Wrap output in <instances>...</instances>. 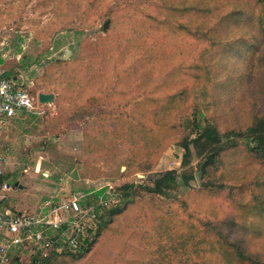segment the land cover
<instances>
[{
	"label": "rangeland",
	"instance_id": "obj_1",
	"mask_svg": "<svg viewBox=\"0 0 264 264\" xmlns=\"http://www.w3.org/2000/svg\"><path fill=\"white\" fill-rule=\"evenodd\" d=\"M192 5L201 9L180 10ZM263 5L264 0H0V76L10 71L37 99L34 112L11 119L0 132V147L10 160L5 174L10 187L0 188L1 205L33 211L60 177L69 188L110 183L119 197L123 191L127 199L130 195L111 221L109 209L104 211L105 224L110 222L89 250L78 256L53 255L41 264H254L235 257L222 236L226 233L252 257L264 259V185L256 183L257 175L264 178V169L242 144L204 172V155L192 144L184 164L180 144L192 111H199L201 128L212 119L222 132L245 129L264 115ZM205 6L212 12H203ZM253 7L258 25L253 48L238 56L225 48L226 39L212 45L204 36L205 27L217 18L244 8L252 13ZM229 24L209 36L223 40V33L251 35L242 22ZM132 25L137 31L129 42ZM115 43L137 52H157L156 61L146 58L138 64L141 73L152 72L146 75L150 83L163 71L182 67L172 84L173 92L184 90L172 108L174 114L184 115L177 128L161 127L168 113L155 111V105L144 111L135 103L129 106L123 93L126 83L113 99H105V83L95 70L104 50ZM250 52L255 54L251 64ZM55 61L61 64L54 66ZM74 74L84 79L73 90ZM40 93L51 97L40 101ZM91 96L98 99L85 102ZM99 110L112 115L102 122L95 115ZM132 119L143 126L131 128ZM172 122L171 116L167 125ZM111 124H118V136L111 133ZM168 170L178 174L177 184L161 193L147 191L145 186ZM184 172L194 175L189 183L182 180ZM129 183L134 187L124 188ZM243 192L239 202L236 198Z\"/></svg>",
	"mask_w": 264,
	"mask_h": 264
},
{
	"label": "trees",
	"instance_id": "obj_2",
	"mask_svg": "<svg viewBox=\"0 0 264 264\" xmlns=\"http://www.w3.org/2000/svg\"><path fill=\"white\" fill-rule=\"evenodd\" d=\"M247 4V3H246ZM245 4V5H246ZM250 7V6H249ZM175 8V9H174ZM173 9L177 10V6H175ZM183 8V9H182ZM180 10L182 11H198L201 9L200 7H197L196 5H192L189 7H182ZM254 10L251 13L250 8H244L243 11L238 12L236 14L234 13H228L226 17L223 18H217L216 21L211 24L209 27H205V34L207 40H211L213 42L212 45H217L219 42L222 44L224 42L225 48L229 49L231 51H236L237 55L241 54V52H244V50H248L250 48H253L255 44H257L258 40V34L256 33V29L258 28L257 25V14L255 11V7H253ZM172 10V9H171ZM203 12L209 13L212 12L211 9H209L207 6L204 7ZM134 16V14L132 15ZM153 15L151 18H154ZM74 19H71L68 21L65 25V29L68 28L69 24ZM242 22V26L246 27L245 31L249 30V36L247 34H244L242 37H225V33H223V40H220V38H214L209 36L210 31H214L216 28H222L225 26L231 27L230 22L234 21ZM166 23H168V20H166ZM179 25L184 29V25ZM260 26L261 31L264 33V5L262 9V15L260 16ZM156 27H160V25H156ZM168 27V26H167ZM129 33L127 40L130 42L133 40L132 34H134L137 31V26L132 25L129 27ZM263 29V30H262ZM252 30L253 33L250 32ZM253 34V35H252ZM117 46L111 47L108 45L107 48L104 50L101 60H100V67L95 70L97 72V79H101V81H104L105 89L104 97L106 100H111L113 97H115L116 92L118 90L119 86H123L125 83L127 84L125 86V90H123V93H126V102L130 106L131 103H135L137 105L138 111H144L145 108L151 107L152 105H155V111H167L168 113V119L171 118L174 120V122L170 123L169 126L167 125V121L165 123L161 122V127L165 126L166 130L169 128L174 129L177 128L180 125V120L184 115L182 114H174L172 111V108H174L173 104L175 106L178 105V103L175 102V99L181 100V96L184 92V90H178L176 92H173L172 84L175 82L176 77L181 75V66L176 67V65L172 69H167L163 71V74L160 76H157L156 80L153 83H150L146 81V75L151 73H141L138 68L139 62L142 60L148 58V61H156L159 57L158 54L151 50H145L137 52L135 50H129L127 47L120 45L118 43H115ZM206 51V50H205ZM252 51V50H249ZM247 61L253 62L254 60V53L250 52L248 53ZM95 59V58H94ZM93 60V59H92ZM2 60L0 59V63ZM60 61H55V65H60ZM108 65V66H104ZM92 66V65H91ZM174 71V72H173ZM5 76L13 77L12 73L6 72ZM92 76V75H91ZM16 78V77H14ZM71 78H73V81L70 82L72 84L73 90L77 87V85L80 82H83L84 75L82 78L78 76V74H74ZM141 79L139 83H137V79ZM77 81L78 83L74 82ZM21 82V81H20ZM74 84V85H73ZM24 86V84H23ZM80 87V86H78ZM82 91L81 87L78 89ZM133 91H137L138 93L135 96H132ZM74 92V91H73ZM122 93V94H123ZM180 97V98H178ZM101 99L103 98L100 97ZM108 98V99H107ZM71 101L75 99L72 95L69 97ZM94 99H98L95 96L89 97L87 101H93ZM75 103V101H74ZM75 111V110H73ZM90 113V112H89ZM199 111H192L190 118V123L186 125V123L183 125V137L180 141L181 146L184 148V159L183 163L186 164L189 160V155L191 154V145L193 144L195 147H197V150L200 155H204V157L207 159V162L204 164V162L201 165V168L204 169V172H207L208 167L211 165H214L219 162L220 159H222L223 155L235 148L240 147V145L243 144L245 147L246 152L260 165V169H264V115L262 116H256L253 120V122L247 126L245 129H228L225 131H221L216 124V122L212 119H208V122L204 125V127L201 128V125L197 121ZM98 117L102 118L100 121L105 122L104 117L110 118L112 115V111H97L96 114ZM133 114L131 113V116ZM179 117V118H178ZM114 118V116H113ZM119 117H117L118 119ZM113 120V119H112ZM116 120V118H114ZM107 121V120H106ZM143 126V123H140V121L131 120V128L137 129V126ZM98 126H103V124H100ZM118 124L113 125L111 124L112 131L111 133L115 136H118L120 131L117 129ZM87 133L85 132V135ZM96 135H93L92 137H95ZM91 137V135H89ZM93 139H89L88 144H91V141ZM77 162L81 165L83 164L82 160H77ZM204 165V166H203ZM194 178V175L190 172H184L182 174V180L184 183H189L190 180ZM256 183L260 185H264V178L260 179V175H257ZM5 175L0 176V188L2 184L5 182ZM178 182V174L175 170H168L166 172L160 173L158 177L155 178L153 184L150 186H145L147 191H151L153 193H161L166 188L172 187L174 184H177ZM221 182H224L221 180ZM210 180L208 181V185L210 184ZM125 187H134L133 183H129L124 185ZM123 191V187H120ZM245 190L244 187L240 188V191ZM104 190H100L98 193H102ZM120 192V191H119ZM244 193L239 194V196L236 198L239 200V202H243L242 198L244 197ZM119 196V195H118ZM119 197V205L116 207H113L108 210V214L110 215V221L111 219L118 213L122 211V204L125 203L127 200V193L123 191V193H120ZM264 215V207H261V214L260 216ZM103 222L101 223L100 227L96 231V233L90 237L85 238V240L82 242L79 248H77L74 251H67L61 254L52 252L49 257L43 258L39 261V264L42 263V261H48L50 257L53 255H63V254H71V255H81L85 251L89 250L99 239L101 236L104 228L106 227V224L110 221H108L106 224V218L103 215ZM223 238L226 240L225 242L230 245V247L233 249V253L235 257L240 261H247L254 264H264V259L262 256L253 254L252 257L250 254L247 253L246 249L241 245V243L238 241L237 238H230L231 236L226 233L222 235Z\"/></svg>",
	"mask_w": 264,
	"mask_h": 264
},
{
	"label": "built area",
	"instance_id": "obj_3",
	"mask_svg": "<svg viewBox=\"0 0 264 264\" xmlns=\"http://www.w3.org/2000/svg\"><path fill=\"white\" fill-rule=\"evenodd\" d=\"M36 97L17 78L0 76V132L23 112H34ZM7 150L0 147V176L8 171ZM4 182L1 188L8 189ZM102 193H98L100 190ZM116 186L69 188L60 177L33 211L8 209L0 201V264H39L54 253L74 251L96 233L107 209L119 203Z\"/></svg>",
	"mask_w": 264,
	"mask_h": 264
},
{
	"label": "water",
	"instance_id": "obj_4",
	"mask_svg": "<svg viewBox=\"0 0 264 264\" xmlns=\"http://www.w3.org/2000/svg\"><path fill=\"white\" fill-rule=\"evenodd\" d=\"M110 19H108L105 23H104V29H107L108 25H109ZM48 97H51L50 95H46L44 93H40L39 94V100L40 101H46L48 99Z\"/></svg>",
	"mask_w": 264,
	"mask_h": 264
}]
</instances>
